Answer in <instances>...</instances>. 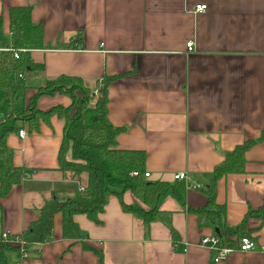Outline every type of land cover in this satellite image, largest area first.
Returning a JSON list of instances; mask_svg holds the SVG:
<instances>
[{"label": "crops", "instance_id": "obj_1", "mask_svg": "<svg viewBox=\"0 0 264 264\" xmlns=\"http://www.w3.org/2000/svg\"><path fill=\"white\" fill-rule=\"evenodd\" d=\"M198 6L204 13L195 12ZM22 7H30L32 23L42 26L43 47L30 57L44 69L27 78L29 89L18 104H0V136L17 129L6 143L13 165L22 169L20 183L0 199V236L21 235L46 203L81 188L57 164L64 122L52 116L31 131L15 118L35 89L61 76L81 79L96 97L108 79L100 89L106 88L108 124L120 131L117 148L143 153L146 181L171 188L147 227L121 207L148 211L142 196L116 189L121 201L108 195L97 223L73 217L79 239L62 238L56 215L48 242L24 259L9 255L7 263L214 264L215 252L199 242L216 232L194 211L206 205L200 189L215 167L247 142L253 145L244 153L243 171L216 181L215 204L224 209L218 221L235 230L264 204V0H0L8 44L9 10ZM70 103L57 94L39 98L36 109ZM180 173L187 182L173 180ZM245 229L255 250L235 251L219 264H264V222L256 214Z\"/></svg>", "mask_w": 264, "mask_h": 264}, {"label": "trees", "instance_id": "obj_2", "mask_svg": "<svg viewBox=\"0 0 264 264\" xmlns=\"http://www.w3.org/2000/svg\"><path fill=\"white\" fill-rule=\"evenodd\" d=\"M10 43L3 34L0 17V94L1 99L10 106L18 103L29 89L28 79L42 74L44 67L35 64L30 52L43 47V29L40 24H33L31 8H12L9 10ZM12 50L4 52L2 50ZM24 51V52H20ZM17 52V58L14 57ZM104 79L98 86V96L92 103L93 91L87 88L83 81L75 77L61 76L47 80L35 89V94L29 100L28 107L15 118L27 124L31 131H36L40 122L48 123L52 116L64 122L62 139L57 155L59 170L72 174L81 186L83 192L74 189L71 197L64 201L52 200L39 210L38 219L30 224L16 238L20 245L5 242L0 237V264H8L11 254L18 258L21 254L28 255L34 247L48 242L53 227V219L61 216V236L67 240H77L80 232L73 221L76 215H85L91 222L97 223L102 213L108 195L115 194L121 201V193L114 190L129 191L134 196L140 195L143 203L150 207L144 211L136 206H125L122 209L140 218L145 227L155 220L156 206L162 195L171 187L165 183H152L144 177L145 156L141 152L122 151L117 148L116 138L120 131L112 128L106 117V86ZM64 95L71 100L69 107H54L48 111L36 109V102L41 97ZM17 131L15 127L4 130L0 136V199L8 195L11 188L18 185L22 178V169L13 165V152L8 148V134ZM253 142H247L237 147L224 157V161L215 167L212 178L207 186L200 189L206 197V205L194 212L212 223L216 237L222 246L235 245L241 237H250L245 230L248 218L257 214L264 222V204L257 212H249L241 226L235 230L226 228L218 220L224 209L215 204L216 181L227 174L243 171L244 153ZM136 173V176H132Z\"/></svg>", "mask_w": 264, "mask_h": 264}, {"label": "built area", "instance_id": "obj_3", "mask_svg": "<svg viewBox=\"0 0 264 264\" xmlns=\"http://www.w3.org/2000/svg\"><path fill=\"white\" fill-rule=\"evenodd\" d=\"M206 10L205 6H198L195 9L196 13H204ZM186 49L187 53H190L193 51L192 43H187L186 44ZM4 52H13L12 50L6 49L2 50ZM24 52V51H20ZM14 57L17 58V52H14ZM24 136V131H19L18 132V137L23 138ZM132 176H136V173H132ZM145 178H148V174H144ZM174 181H184L187 182V176L184 173L177 174L173 177ZM79 192H83V189L80 188ZM1 240L8 242L12 237L8 234H1ZM16 238L13 237L12 241H9L10 244L13 245H20V243L15 240ZM199 244L203 247H207L208 249L212 250L215 252V257L213 259L214 264H219L220 262L224 261L229 255L233 254L235 251H239L242 253H247V252H252L255 250L256 246L255 243L253 242L251 237H241L238 239L237 243L235 245L231 246H222L221 242L216 236L213 237H204L200 240ZM27 256L24 254H21V257L19 260L26 258Z\"/></svg>", "mask_w": 264, "mask_h": 264}, {"label": "rangeland", "instance_id": "obj_4", "mask_svg": "<svg viewBox=\"0 0 264 264\" xmlns=\"http://www.w3.org/2000/svg\"><path fill=\"white\" fill-rule=\"evenodd\" d=\"M97 97L94 95V96H92V103H91V105H93L94 104V101H95V99H96ZM0 104H2L3 105V107H7V103L6 102H3L1 99H0ZM18 104V103H17ZM15 108L16 109H19L20 108V105H17V106H15ZM0 113H1V111H0Z\"/></svg>", "mask_w": 264, "mask_h": 264}, {"label": "water", "instance_id": "obj_5", "mask_svg": "<svg viewBox=\"0 0 264 264\" xmlns=\"http://www.w3.org/2000/svg\"><path fill=\"white\" fill-rule=\"evenodd\" d=\"M103 90H104V88H101V89H100V93H102V92H103Z\"/></svg>", "mask_w": 264, "mask_h": 264}]
</instances>
